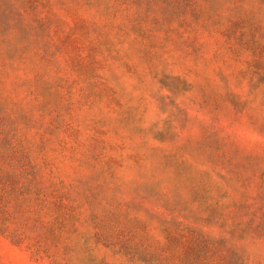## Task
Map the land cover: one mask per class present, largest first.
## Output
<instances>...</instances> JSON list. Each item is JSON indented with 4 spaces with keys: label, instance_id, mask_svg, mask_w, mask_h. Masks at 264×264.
<instances>
[{
    "label": "rangeland",
    "instance_id": "374dc122",
    "mask_svg": "<svg viewBox=\"0 0 264 264\" xmlns=\"http://www.w3.org/2000/svg\"><path fill=\"white\" fill-rule=\"evenodd\" d=\"M0 115V264H264V0H0Z\"/></svg>",
    "mask_w": 264,
    "mask_h": 264
},
{
    "label": "trees",
    "instance_id": "16d2710c",
    "mask_svg": "<svg viewBox=\"0 0 264 264\" xmlns=\"http://www.w3.org/2000/svg\"><path fill=\"white\" fill-rule=\"evenodd\" d=\"M3 123L4 125L7 124L8 119L4 115H0V229L6 230L5 221L9 215L8 204L13 200H19L27 185L20 182L14 164L17 153L20 154L19 158L21 156L26 157V155L22 153L17 144H14L16 143L13 142L15 140L14 132H11L13 134L9 136V131L6 130L5 126H2ZM12 167L14 169H11Z\"/></svg>",
    "mask_w": 264,
    "mask_h": 264
}]
</instances>
